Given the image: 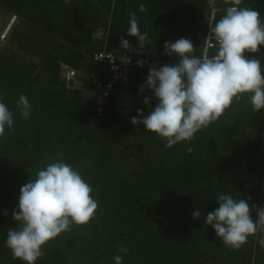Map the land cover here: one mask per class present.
Wrapping results in <instances>:
<instances>
[{"label": "trees", "instance_id": "16d2710c", "mask_svg": "<svg viewBox=\"0 0 264 264\" xmlns=\"http://www.w3.org/2000/svg\"><path fill=\"white\" fill-rule=\"evenodd\" d=\"M5 3L23 18V22L17 24L18 28L33 32L29 37L25 34L27 43L37 39L35 36L41 29H46L52 34L53 47L45 48L38 39L34 44L33 49L39 55L43 53V62L40 63L43 75L41 72L32 74V67L38 65L34 60H18L20 49L0 51V85H5L6 92L10 84L14 87L11 93L16 94L13 100L7 95L0 100L13 112V129H16L9 130L6 126L4 137L0 138V264H25L13 259L11 250L5 246L8 229L19 227L12 213L17 208L21 187L31 179L34 180L39 170L61 158L60 154L64 162L77 169L92 187V196L98 202V209L89 223L73 224L71 231L61 233L44 245V256L35 264H115L114 255H122V264H180L182 261L201 264L199 256L207 258L224 250L226 246L212 226L205 223V218L219 207L216 201L219 193L231 195L234 199H246L250 206L264 207V192H261L264 173V109L254 111L249 101L250 94L246 93L239 100H234V105L216 122L198 131L190 142L182 141L171 148L165 147V139L148 131L145 134L155 143L153 147H148V155L142 159L141 171L123 179L110 171L103 174L100 161L86 165L80 160L87 154L89 144L91 147L105 145L108 141L106 135L116 133L118 127H122L121 135L129 139L136 131L127 119L122 126L121 111L113 100L116 93L124 90L132 80H138L140 75L142 82L147 78L146 66L140 67L137 63L139 50L130 48L119 51L113 46L106 48L117 56L132 52L135 61L122 70L120 79L105 99L101 114L97 111L94 93L87 103L77 92L63 86L59 88V60L69 61L73 53L70 62L79 63L84 49L82 43L92 42V32L96 30L94 21L88 17L94 12L99 13L98 8L111 13L113 31L122 25L123 31H128L129 21L122 24L121 17L126 15L129 18L137 4H144L148 8L144 12L139 10L136 16L141 20L142 28L138 27L142 34L147 32L144 26L149 21L152 31L162 33L163 41L164 35L174 42L180 38L190 39L195 55L199 56L205 49L212 12L215 10L214 19L219 20L230 5L225 0H215V9L209 7L208 0H139L138 3L136 0H7ZM133 5L134 9H130ZM240 7L258 10L264 20V0H242ZM97 15L93 16L94 20ZM165 20L172 24V28L162 31L157 23L166 25ZM51 30L58 31L59 35ZM70 31L72 36H69ZM23 35L18 37V43H21ZM80 35L84 37L80 38ZM59 36L66 38L64 42ZM152 36L147 35L143 43V60L152 59L158 49L154 43L156 41L157 44L160 37ZM66 41L70 42L69 45ZM73 41L76 43L73 44ZM102 50L92 55L90 74L99 67L94 56ZM215 52L213 46L208 49L209 56ZM244 55L248 59L264 56V45L260 46L258 53L246 52ZM157 57L162 60L167 57L164 49L159 51ZM171 57L178 64L180 57L175 54ZM89 83L93 91L91 80ZM21 94L28 98L31 111L35 103L38 105L35 114L30 112L25 119L30 124L33 119L34 128L19 127L21 115L16 103ZM140 94L144 98L149 97L155 106L158 103L152 91L140 90ZM74 109L80 111V120L74 118ZM229 112L234 116L235 123H240L242 133H237L229 126ZM133 117L140 118L138 113ZM247 124L252 128L251 135L245 131ZM33 130L36 135L31 134ZM237 134L247 136L249 140L246 141L257 149L245 165H236L232 161L234 154L230 144L236 141L234 138ZM138 135H142L140 131ZM85 140L90 142L84 144ZM189 147L193 149L190 154L187 152ZM156 149L164 151L166 158L161 153V156L155 155L154 152L159 153ZM102 155H99V159L103 158ZM187 181L189 185L203 181L210 184L199 191L201 194H197V204L186 200L189 191L184 185ZM197 209L200 217L193 218L192 213ZM251 215L253 219L256 218L255 211ZM97 231L100 236H95ZM261 235L264 233L258 231L255 236H250L247 243L239 250H234L238 254L237 259L229 255L230 258L236 259V264H264V246L258 243ZM118 245L127 247L128 254L120 253ZM253 250L255 262L250 261Z\"/></svg>", "mask_w": 264, "mask_h": 264}, {"label": "clouds", "instance_id": "9594fccd", "mask_svg": "<svg viewBox=\"0 0 264 264\" xmlns=\"http://www.w3.org/2000/svg\"><path fill=\"white\" fill-rule=\"evenodd\" d=\"M241 2L225 0L230 5L225 14L209 24L206 40L214 42V55L209 56L207 47L201 55H194L191 40L180 38L164 45V53L177 55L179 63L149 69L146 85L140 90L143 92L146 86L158 103L147 115L138 109L140 118L132 117L131 123L142 124L146 131L165 139L166 148L182 141L190 142L198 131L216 122L234 100L246 93L250 94L254 111L264 109V74L260 60L244 55L258 53L264 45V20L258 10L240 7ZM208 3L215 9V0ZM139 10L146 11V5L140 4ZM129 25L127 34L136 37L139 44L145 43L147 34L140 32L135 12L130 13ZM103 38L102 28L92 32L93 41ZM121 47L131 48L123 37ZM137 63L143 67L145 62ZM143 102L149 105L150 98L145 97ZM16 107L24 119L29 117L31 104L25 95H20ZM13 123V112L0 102V138L5 135L6 126L13 129ZM192 151L191 147L187 149L189 154ZM60 157L21 187L17 208L12 213L19 227L8 229L5 246L11 250L13 259L25 264H35L44 256V245L61 233L71 231L73 224L86 225L98 209L92 187L77 169L64 162L62 154ZM216 199L219 207L207 214L205 223L212 226L225 246L239 250L250 236L258 231L264 233V207L250 206L248 200L234 199L227 194ZM253 211L255 219L251 215ZM192 215L199 218L200 211L197 209ZM258 243L264 246V235L259 237ZM117 247L123 255L128 254L127 247ZM113 260L115 264H122V255H114Z\"/></svg>", "mask_w": 264, "mask_h": 264}, {"label": "rangeland", "instance_id": "374dc122", "mask_svg": "<svg viewBox=\"0 0 264 264\" xmlns=\"http://www.w3.org/2000/svg\"><path fill=\"white\" fill-rule=\"evenodd\" d=\"M7 0H0V51L1 50H5V51H12V50H16V49H20V55L18 56V60L20 62H22L25 58L27 59H31L34 60L38 65L33 66L32 67V74L35 75L38 72L43 71V68L41 67L40 63L43 62V53L41 55L38 54V51L35 49H33V47H35V42L37 41V39L40 41V44L44 45V47L48 49H52L53 47V37L51 32H49L46 29H41L39 31V34L37 36H35L37 39H34L32 41H29L27 43V39L25 37V34L29 37V34H33L32 31L30 30H23L21 31L17 24L21 23V21L23 22V18L21 16H18L17 13L15 11H13V9L9 8V6L5 3ZM51 0H49L50 2ZM134 1V0H133ZM139 0H136V2L138 3ZM126 2H130V0H126ZM55 3V2H53ZM130 9H134V5L133 7H130ZM148 9V8H147ZM99 13H92L91 17H88L89 19H91V21H94V26L96 27V29L98 28H102L103 29V34H104V38L100 39L101 42L95 41L93 42H83L82 43V48H84L82 50V54H81V60L79 61V63L77 62L76 64L71 63L73 61L70 62V58L73 60L72 57H74V54L72 53L69 57V61L67 60H59V88H61L62 86L64 88H67L69 90L74 91L75 93L77 92V95L80 96V98L87 102L90 100L93 91L90 87V83L89 80L91 79V75H90V68H91V58L92 55L94 54V52L98 51L99 49H106L109 48L111 46H113L114 49H117L119 51H126L127 49H124L123 47H121V37H123L124 39L128 40L131 48H135L139 50V61H144V65L147 68V77L149 75V69L151 67H162L165 65H172V64H176V61H172L171 56L166 55L167 57H165L166 60L165 62H163L162 59H159L157 57V54L159 53V51H162L164 49V45L166 42H173L174 40L166 37V35H164V41L161 40V38L163 39L162 33L160 32H156V31H152L151 28V22H147L146 25L144 26L146 31L145 32L147 35H154L160 37V41H158V43L156 44V41L154 43V46L156 45V47L158 49L155 50L154 52V57L152 59L148 60H143V57L141 55H143L144 50H145V46L143 44H139L138 40L136 37H132L129 36L127 34V31H123L124 26L122 25V27H120L119 29H116L115 31H113V26L111 24V19H112V15L111 13L108 14V12H104L103 10H100L98 8ZM139 11V5L137 4V6H135V11L136 12V16L137 13ZM213 11V10H212ZM96 18L94 20V15H96ZM137 18V17H136ZM122 19V24H125V22L129 21L130 17L127 18L126 15H124L123 17H121ZM120 19V20H121ZM138 21V26H141L140 24V19L137 18ZM164 24V23H163ZM161 23H157V26L160 27V30H165V29H171L172 28V24H168V21L165 20V24L163 25ZM24 25H26L24 23ZM151 27V28H150ZM71 31L73 30L72 28H70ZM128 30V29H127ZM149 30L152 31L149 32ZM53 32H55V34H58V31L56 30H51ZM70 31L69 36H72V32ZM23 35V38L21 39V43H18V37L21 35ZM158 33V34H157ZM160 35V36H159ZM84 37V35H80V38ZM153 37V36H152ZM59 38L61 39V41L64 42V40L66 38H64L63 36H59ZM152 40V41H153ZM24 44H23V43ZM70 42L66 41V44L69 45ZM76 42L73 41V44H75ZM72 46V43H71ZM194 55L196 54V52L194 51L193 53ZM60 58V57H59ZM252 58H256L260 60L261 63V71L262 74H264V56H253ZM58 62V61H57ZM143 74V73H142ZM43 75V73H42ZM46 77V76H44ZM142 76L140 75L138 78V80H132V82L130 83V85L126 86V88H124V90L122 91H118L115 95L114 98V104L116 105L117 108H119V110L121 111V118H123V120L121 121V124L123 126V124L126 122V119L131 123V118L133 117V115H136L138 113V109L142 110L144 115L149 114L151 111H154L155 108V104H153L152 100H150L149 105H145L144 104V97L140 94V88L142 85H146V79L143 80L142 82ZM63 84V85H61ZM5 85L1 86L0 85V100H2L5 95H7L8 97L10 96V98L13 100L14 96H16L15 93H11L13 92V86H10L9 84V89L8 91L5 92ZM37 87L40 88V85H38ZM147 90L148 88L145 86L144 91ZM5 92V93H4ZM9 92V93H8ZM147 97V96H145ZM236 101V100H235ZM235 101H233L232 105H234ZM37 104L35 103L32 107V111L31 114H35V112L37 111ZM114 107V105H113ZM74 118L76 120H80L82 118V115L80 114V111L78 109H74ZM228 124L231 128H233L234 131H236L237 133H242V127L240 126V123L238 122L237 124L235 123V118L234 116H232V114H230V112L228 113ZM20 117V116H19ZM19 119V118H18ZM21 122L19 124L20 126H29V128H34V120L31 119V124L28 123L27 120H25L22 116L20 117ZM24 119V120H23ZM103 119V118H102ZM252 120V118H250ZM248 118V120H250ZM23 125V123H25ZM15 123H18V121ZM28 124V125H27ZM63 125L65 123H62ZM133 125V124H132ZM135 128V132L132 133V135H130V139L121 135V129L122 127H118V131L116 133H111L110 135H106L108 138L107 143H105V145H98L95 147H91L90 144L89 146H87V154L84 155L80 162L84 163L86 165H91L92 162H99L100 163V168L103 172V174L107 171H110V173L115 174V175H119L121 178L123 177V179H126V177H129L130 175L136 174V172L141 171L142 167V159H144L149 152V146H154L153 141L149 140V138L147 137V135L145 134L146 131L144 126L142 124L139 125H133ZM29 128H27V131H29ZM64 128V126H63ZM14 131H16V129H13ZM64 130H66V128H64ZM245 130V129H244ZM139 131L141 132V136H139ZM246 133L247 135H251L252 132V128L250 126V124H247L246 127ZM32 135H36L35 131L33 130L31 132ZM119 134V136L117 135ZM217 138L220 139V136H217ZM247 136H243L242 134L239 136L237 134V136L234 138L236 141L231 142L230 147L233 148V154L234 156L232 157V161L235 162V164H243L245 165L248 161L251 160L252 155L256 154V150L254 146H252L251 144H249L247 141L249 140V138ZM216 138V139H217ZM87 139V138H86ZM90 140V139H87ZM85 140L84 144H86L87 141ZM214 140V139H213ZM247 140V141H246ZM151 141V142H150ZM165 142V141H164ZM219 146V145H218ZM103 150V151H102ZM161 149L157 150L156 152L159 153H155V155H162L163 158H166L165 155L166 153L160 152ZM153 152V150H152ZM104 154L102 159H99V155L100 154ZM160 155V156H161ZM153 156V155H152ZM217 183V181H216ZM209 184V183H208ZM207 183L203 182H197L195 184H188V181L185 183V188L188 189V196L186 198L188 203H195L197 204L199 201L198 199H196L197 194H201V192L199 193V191H201V189H204L207 185ZM210 185V184H209ZM221 192V191H218ZM261 192H264V173H263V179H262V188H261ZM219 195H221L219 193ZM211 197H213L210 194ZM159 201V200H157ZM217 201V199H216ZM218 203V201H217ZM219 205V204H218ZM87 232H89V230H87ZM95 236H100V234H98V231L94 233ZM103 235V234H101ZM230 247H225L224 250H220L217 251V255L214 254V252L212 255L207 256V258L199 256V258L201 259L202 263L201 264H236L235 260L237 259V252H234V249L231 250L229 249ZM229 250L232 251L231 254H229ZM228 251V254H227ZM222 252V253H221ZM216 253V252H215ZM220 253V254H219ZM219 254V255H218ZM223 255V257H222ZM232 257H236V259L234 260L233 258H230V256ZM250 261L255 262V253L253 250V257H251ZM180 264H194V263H187L186 261H182Z\"/></svg>", "mask_w": 264, "mask_h": 264}, {"label": "built area", "instance_id": "2783aa9c", "mask_svg": "<svg viewBox=\"0 0 264 264\" xmlns=\"http://www.w3.org/2000/svg\"><path fill=\"white\" fill-rule=\"evenodd\" d=\"M215 10L211 14L209 24L213 22ZM209 35V26L207 37ZM214 42L206 40L205 48L212 47ZM94 59L99 62V67L92 72L91 82L93 83V93L97 100V111L99 114L103 112L105 99L109 96L116 82L120 79L122 70L131 65L135 61L132 52L117 56L115 53L103 49L95 54ZM179 63V62H178ZM149 92L151 91L148 89ZM154 95V93H153Z\"/></svg>", "mask_w": 264, "mask_h": 264}]
</instances>
